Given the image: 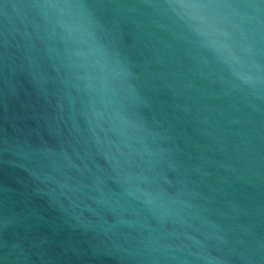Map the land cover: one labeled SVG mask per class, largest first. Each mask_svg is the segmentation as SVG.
I'll use <instances>...</instances> for the list:
<instances>
[{
	"label": "water",
	"instance_id": "95a60500",
	"mask_svg": "<svg viewBox=\"0 0 264 264\" xmlns=\"http://www.w3.org/2000/svg\"><path fill=\"white\" fill-rule=\"evenodd\" d=\"M0 264H264V0H0Z\"/></svg>",
	"mask_w": 264,
	"mask_h": 264
}]
</instances>
